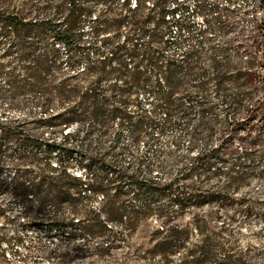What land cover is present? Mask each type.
Returning <instances> with one entry per match:
<instances>
[{"label": "trees", "instance_id": "trees-1", "mask_svg": "<svg viewBox=\"0 0 264 264\" xmlns=\"http://www.w3.org/2000/svg\"><path fill=\"white\" fill-rule=\"evenodd\" d=\"M90 1L25 0L18 3L17 0H0V112L4 107L27 112L23 118L0 117V174L6 164L16 170L9 181L0 178V193H10L19 200L24 205L29 225L45 229L48 238L52 237L53 224H66L69 220L73 240L105 238L108 245L104 251L108 252L115 248L120 236L100 221V217L94 218L87 212L88 202L102 194L105 204L112 205L123 194L121 183L128 178V189L134 191L139 201L138 208L129 212L128 221L124 222L121 217L123 228L128 229L135 226L136 216L155 210V203L163 193L174 195V182L163 185L151 173L146 174L143 160L135 155L131 156L133 164L128 176L123 168L112 174L115 167L107 157L96 155L90 145L80 146L75 142L82 133L89 138L97 124L108 128L110 122L119 118L128 124L134 143L143 139L158 141L161 136L168 135L170 144L176 145L193 120L191 110L183 109L172 88L181 67H185L188 77L194 74L199 57L192 51L184 52L178 62L167 60L162 54L158 44L168 30L169 22L165 19L170 13L165 0H157L154 4L159 17L151 28L145 27L146 20L139 14L144 0L135 2L136 15L121 16L114 24L92 19ZM94 1L106 6L111 3V0ZM177 8L183 15L188 12L185 2ZM89 17L90 26L85 30L84 21ZM175 24L177 35L189 33L193 28L190 24L194 25L183 17ZM124 26L129 32L122 44H116L115 39L109 37L103 38V34ZM61 45L66 50L65 60L60 54ZM80 64H85V68ZM244 76L245 83L241 84L242 76L228 78L238 93L222 97L224 111L231 116L224 130L218 133L219 138L238 134L242 114L247 118L245 122H251L260 113L263 104L260 101L253 103L250 109L245 108V100L251 94H242L240 90L243 86L251 88L256 79L251 73ZM83 77L96 82L84 87ZM112 79L116 84L109 87L111 99L100 100V81ZM119 81H123L124 87ZM145 87L149 101L152 100V110L148 114L143 112L140 102L133 100ZM185 97L189 101L193 99L190 94ZM132 106L141 111L138 121L129 111ZM211 110H199V121L190 135L191 151L199 140L205 145L191 166L190 172L193 170L195 174L211 172L212 160L219 158L218 150L208 149L217 134L209 118ZM252 145L264 146V133L255 136ZM160 154L161 149L156 148L154 156ZM258 158L261 157L244 155V161L238 157L233 166L254 169L251 162ZM74 168L84 174L75 175ZM218 171L216 169L214 176ZM241 180L234 178L232 182L238 184ZM229 187L213 190L202 197L189 195L188 200L193 199L198 206L221 205L230 200ZM174 198L178 206L187 200L179 199L183 201L180 202L176 196ZM33 200L37 203L36 209L32 206ZM64 208L70 209L71 218L62 212ZM112 218L120 220V216ZM193 228L197 235L206 237L201 224ZM191 234L190 230L171 225L158 233L161 241L153 246L151 253L170 257L184 247ZM221 249L225 246L220 245L218 250ZM215 250L212 246L211 260L216 256ZM224 252L223 261L226 262L230 259L229 250Z\"/></svg>", "mask_w": 264, "mask_h": 264}, {"label": "rangeland", "instance_id": "rangeland-1", "mask_svg": "<svg viewBox=\"0 0 264 264\" xmlns=\"http://www.w3.org/2000/svg\"><path fill=\"white\" fill-rule=\"evenodd\" d=\"M17 1L23 3L25 0ZM136 1L111 0L106 6L91 0V18L114 24L121 16L136 15ZM156 2L144 0L142 4L139 14L146 20V28H151L159 17V11L154 7ZM182 2L188 6V12L184 15L177 8ZM165 6L170 12L165 19L169 22L168 30L158 44L165 59L180 62L181 55L189 51L197 53L199 57L194 74L188 77L185 67H181L172 88L183 109L191 110L193 122L174 146L170 144L168 135L161 136L158 141L143 139L134 143L128 124L122 123L119 118L110 122L108 128L97 124L89 138L82 133L75 143L90 145L96 155L107 157L115 167L111 170L112 174L118 168H123L128 176L133 164L131 156L140 157L147 167L144 168L146 174L151 173L163 185L174 182L172 193L178 200H187L178 206L173 202L174 195L163 193L155 203V210L142 212L136 216L134 227L124 229L121 217L124 222L128 221L129 212L139 206L134 191L128 189V178L121 183L123 194L112 205H106L102 194H99L88 202L87 212L94 218L100 217V221L120 236L115 248L107 252L104 251L108 245L105 238L73 240L69 220L66 224H53L52 237L48 238L45 229L29 225L24 205L19 200L10 193H0V264H264V146L252 145L254 137L264 133V0H165ZM180 17L194 23L190 24L193 28L189 33L176 34L175 21ZM89 20L90 17L84 21L85 30L89 29ZM128 32L129 28L124 26L103 34V38L109 37L115 39L116 44H122ZM59 50L65 60V48L61 45ZM80 65L82 69L85 68V64ZM248 73L253 74L256 80L251 88L243 86L240 92L251 94L244 103L247 109L257 101L263 103L260 113L251 122H245L247 118L244 117L245 113L242 114L238 134L219 138L218 133L224 130L231 116L224 111L222 97L238 93L228 78L242 76L241 84L245 83L244 75ZM94 82V79L83 77L81 84L87 87ZM99 84V99L110 100L112 94L109 87L116 84L115 79L100 81ZM118 84L124 87L123 81ZM146 88L139 91L136 100H133L140 102L143 112L148 114L152 110V100L149 101ZM186 94L192 95L193 99L189 101ZM201 108H212L209 118L218 134L208 149L218 150L219 158L212 160L211 172L200 171L205 176H200V172L195 174L193 170L190 172L205 147L203 141L199 140L192 151L189 148L192 128L199 121ZM129 111L138 121L141 111L133 106ZM26 115L25 109L13 110L8 107L0 112L3 118H23ZM250 126L253 128H248ZM156 148L161 149L158 157L154 156ZM249 154L255 159L261 157L251 162L254 169L233 166L236 158L241 157L243 162L244 155ZM2 169L0 178L8 181L16 171L9 164ZM216 169L219 171L214 176ZM72 172L78 176L84 174L76 168ZM234 178L242 180L234 184ZM227 187L230 189V200L221 205L198 206L193 199L188 200L189 195L202 197L213 190L220 191ZM32 206L37 208L35 200ZM62 212L71 218L69 208L62 209ZM114 215L120 216V220L112 218ZM198 223L205 229L202 234L206 237L197 235L193 230ZM171 225L192 231L184 247L170 257L151 253L153 246L161 241L158 233ZM220 245L225 246V251L229 250L230 259L226 262L223 261L224 250H218ZM212 246L217 250L211 260L209 252Z\"/></svg>", "mask_w": 264, "mask_h": 264}]
</instances>
